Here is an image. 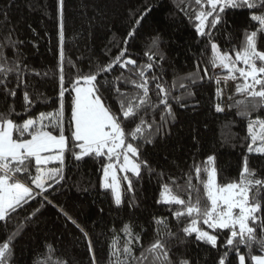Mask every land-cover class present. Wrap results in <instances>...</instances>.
Returning <instances> with one entry per match:
<instances>
[{"label": "snow or ice", "instance_id": "snow-or-ice-1", "mask_svg": "<svg viewBox=\"0 0 264 264\" xmlns=\"http://www.w3.org/2000/svg\"><path fill=\"white\" fill-rule=\"evenodd\" d=\"M63 4L64 0H59V90L55 98L58 107L54 110L35 112L37 106L48 107L54 101L29 82L28 76L43 80L48 72L30 69L23 62L20 46L24 41L13 39L10 32L0 42V92L4 102L15 101L18 91L22 92V111L17 112L14 103L0 111V229L6 235L0 241V264H12L15 240L46 205L56 208L82 233L92 264H97L88 232L49 198L67 184L66 153L77 162L85 157L104 161L98 170L102 173L99 187L110 194L118 208L126 194H131L129 206L137 207L134 181L141 179L144 170L155 174L160 187L156 203L167 208L178 226V231H173L167 217L154 216V239L145 246L133 224L122 223L119 231L124 237L123 245L120 246V236L114 235L108 264H192L184 256L173 258L170 241L181 235L185 240L194 236L197 243L215 250L213 264H264V177L257 178L259 173L249 167V155L264 157V50L258 46L264 40V0H188L182 11L194 25L198 42L205 41L202 54L210 48V55L203 75L202 55L196 71L179 78L178 87L184 89L180 95L174 94L178 90L177 79L174 77L169 85L164 77L165 56L159 51L158 35L144 52L147 62H138L128 51L129 40L151 7L138 16L130 13L135 22L118 55L106 64L97 63L95 68L90 63L89 71L83 72L65 57ZM229 9L250 10V23L238 46L222 50L216 34L227 23ZM232 39L230 34L227 42ZM7 48L13 49L11 60ZM65 63L76 73L69 87L65 86ZM117 69L119 74L109 79ZM12 77L15 87L9 88ZM205 79L215 83L217 114L225 112L224 91L229 82L234 83L227 107L235 108L236 115L246 122L241 144L246 152L238 180L221 181L214 153L201 162L193 158L189 170H180L178 176L157 172L142 159V145L154 144L157 138L170 135L169 124L176 121L173 104L187 107L184 101L195 95L191 89ZM66 94L71 101L67 120ZM235 95L242 99H234ZM112 103L117 105L115 110ZM129 123L134 124L130 130L126 128ZM122 181L126 182V189ZM33 202L39 206L27 212L23 220L13 222V217ZM112 231L115 233V228ZM254 248L260 254H253ZM44 250L43 264H67L66 260L52 259L56 251L52 243L45 242ZM34 264L42 262L38 258Z\"/></svg>", "mask_w": 264, "mask_h": 264}, {"label": "trees", "instance_id": "trees-1", "mask_svg": "<svg viewBox=\"0 0 264 264\" xmlns=\"http://www.w3.org/2000/svg\"><path fill=\"white\" fill-rule=\"evenodd\" d=\"M187 3L188 0H64L65 57L75 62L83 72L89 71L90 63L93 68L97 63H108L125 47L123 40L135 22L130 13L135 12L138 16L151 7L134 37L129 40L128 51L138 62H147L144 52L151 45L152 38L158 35L159 51L165 56L162 62L164 77L169 85L174 77L177 79L178 90L174 94L180 95L184 89L178 87L179 78L195 72L197 61L202 55L200 75H203V68L208 66L207 57L210 55V48L202 54L205 41L198 42L194 25L182 11ZM58 10L59 0H0V42L11 32L13 39L24 41L20 46L23 62L30 69L48 72V77L43 80L34 75L28 76L29 82L35 83L39 92L54 101L48 107L37 106V113L52 111L58 107V101L55 100L59 90ZM250 15L251 11L248 9L228 10L227 23L216 34V41L222 50L231 45H239L243 31L249 26ZM230 34L233 39L229 43L227 38ZM258 46L264 50V40ZM108 49L111 51L107 52ZM5 51L9 60L14 58L12 48ZM119 71L117 69L108 78L118 75ZM209 72H212L210 66ZM64 73L65 86L69 87L70 81L75 78V70L65 63ZM10 80L8 87H15V78ZM230 83V91L223 99L225 112L222 114L214 111L217 102L215 83H209L207 79L191 89L195 95L184 101L187 107L181 108L173 104L176 121L169 124L170 135L157 138L154 144L142 145V159L147 160L157 172L178 176L180 170H189L188 166L193 158L196 162H201L207 155L214 153L221 181L238 180L246 152V148L241 146L242 138L246 135V122L236 115L235 108L227 107L230 103L228 96L234 93V83ZM234 99L242 97L235 95ZM70 102V97L66 94L65 120L70 117ZM11 103L15 104L17 112L22 111V92L18 91L15 101L9 99L7 103L0 92V111H4L7 104ZM112 107L115 110L117 105L112 103ZM132 127L133 123L126 124L127 129ZM103 162L91 157L77 162L70 153H66L67 184L60 193L49 197L88 232L97 264H108L109 245L114 235L120 236L119 243L122 247L124 237L119 230L124 222H131L134 231L141 233L145 246L154 239L155 225L151 223L154 216L167 217L172 230L178 231L167 208L156 203L160 191L159 177L149 175L144 170L141 179L134 181L137 207L129 206L131 194H126L123 204L118 208L110 194L99 187L102 174L98 170ZM249 167L259 173L257 178L264 177V157L249 155ZM122 186L126 189V182L122 181ZM38 206L33 202L30 208L13 217V222L23 220L27 212ZM11 227L10 224L9 230ZM4 239L6 235L0 229V241ZM45 242L52 243L55 247L53 260H66L67 264H92L87 241L82 233L50 205H46L15 240L12 264H34L38 258L43 264ZM170 247L174 259L184 256L192 264H213L217 255L209 246L197 243L194 236L185 240L181 235L170 241ZM243 251L245 250L242 248ZM253 254L260 253L254 248ZM233 260L235 261V257Z\"/></svg>", "mask_w": 264, "mask_h": 264}, {"label": "rangeland", "instance_id": "rangeland-1", "mask_svg": "<svg viewBox=\"0 0 264 264\" xmlns=\"http://www.w3.org/2000/svg\"><path fill=\"white\" fill-rule=\"evenodd\" d=\"M230 85H231V83L229 82L228 83V85H227V87L225 88V91H224V98L223 99H225L226 97H227V95H228V93H229V89H230ZM102 174V173H101ZM118 175H120V173H118Z\"/></svg>", "mask_w": 264, "mask_h": 264}]
</instances>
